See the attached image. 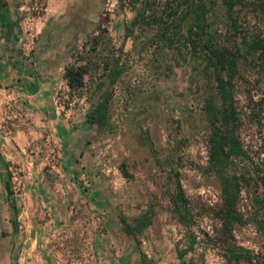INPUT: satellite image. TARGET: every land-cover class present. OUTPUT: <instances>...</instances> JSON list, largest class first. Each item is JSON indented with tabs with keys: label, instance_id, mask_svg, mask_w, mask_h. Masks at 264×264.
<instances>
[{
	"label": "rangeland",
	"instance_id": "obj_1",
	"mask_svg": "<svg viewBox=\"0 0 264 264\" xmlns=\"http://www.w3.org/2000/svg\"><path fill=\"white\" fill-rule=\"evenodd\" d=\"M204 2L191 28L184 0H11L0 24L16 58L0 80V264H264V63L251 48L264 0L235 5L236 27L222 0ZM209 42L238 57L246 153L232 168L242 220L231 231L208 163L206 107L221 104ZM79 64L83 85L69 88L64 67Z\"/></svg>",
	"mask_w": 264,
	"mask_h": 264
},
{
	"label": "trees",
	"instance_id": "obj_2",
	"mask_svg": "<svg viewBox=\"0 0 264 264\" xmlns=\"http://www.w3.org/2000/svg\"><path fill=\"white\" fill-rule=\"evenodd\" d=\"M184 1L186 10L183 18L190 23L191 28L201 27L200 23L204 20L207 12L206 3L204 0ZM222 2L228 19L236 27L237 20L234 15V7L237 4H243L242 0H222ZM257 11L264 18V6L259 5ZM206 46L211 55L214 79L221 99L219 107L214 104L213 100H209L206 107V117L211 126L208 138V163L211 171L222 181V202L219 214L223 229L231 231V226L242 220V216L238 211L240 183L237 176L233 174L232 168L236 161L245 156L246 153L239 138L238 117L232 100L233 79L237 74L238 57L227 46L219 45L216 42H209ZM251 48L257 51L259 62L264 63V36H257L252 41ZM85 71L86 67L83 64L66 65L64 67L66 85L69 88L81 87ZM102 117L101 107H99L95 110V113L88 115V122L91 124L100 122ZM0 161H4L1 154ZM257 183L264 185V179L259 178ZM8 192L10 193L9 190ZM122 222L126 231L132 233V228L123 220ZM236 254L237 256L242 255V253Z\"/></svg>",
	"mask_w": 264,
	"mask_h": 264
},
{
	"label": "crops",
	"instance_id": "obj_3",
	"mask_svg": "<svg viewBox=\"0 0 264 264\" xmlns=\"http://www.w3.org/2000/svg\"><path fill=\"white\" fill-rule=\"evenodd\" d=\"M11 0H0V24L7 22L9 19V9L11 8ZM3 26V25H2ZM7 38V42L5 44H0V80L3 83H8L13 79L15 75V69L13 67V62L16 59L15 56L10 54L11 44L8 43L12 40L10 33H7L6 37L0 38V41H4ZM50 66L47 69V72L52 74L56 71L57 64L56 62H51ZM81 134L80 136H83Z\"/></svg>",
	"mask_w": 264,
	"mask_h": 264
}]
</instances>
